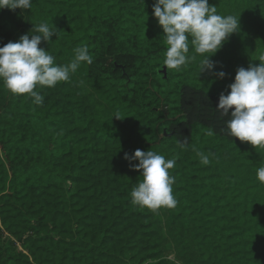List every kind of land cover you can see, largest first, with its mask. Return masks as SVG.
I'll return each mask as SVG.
<instances>
[{
	"label": "trees",
	"instance_id": "1",
	"mask_svg": "<svg viewBox=\"0 0 264 264\" xmlns=\"http://www.w3.org/2000/svg\"><path fill=\"white\" fill-rule=\"evenodd\" d=\"M154 3L32 0L28 10L0 9V46L29 33L37 17L57 28L40 47L58 64L84 45L93 59L68 81L37 88L40 105L0 81V264H264V183L256 178L264 148L230 137L231 109H217L237 68L260 64L264 0H209L239 18L240 30L210 57L212 71L199 72L203 57L190 48L196 59L173 70L171 118L149 113L154 84L141 96L136 89L137 63L167 48ZM154 80L163 87L169 79ZM136 149L175 158L174 208L132 203L142 170L124 157Z\"/></svg>",
	"mask_w": 264,
	"mask_h": 264
},
{
	"label": "clouds",
	"instance_id": "2",
	"mask_svg": "<svg viewBox=\"0 0 264 264\" xmlns=\"http://www.w3.org/2000/svg\"><path fill=\"white\" fill-rule=\"evenodd\" d=\"M31 7L32 0H0V9L15 11ZM152 8L167 45L163 65L177 72L195 60L196 55L203 57L199 72L212 71L215 62L210 57L231 34L240 30L239 18L218 14L209 0H155ZM53 35L58 36L56 26L40 22L18 41L0 46V81L12 94L26 95L36 105L42 104L44 99L37 88H51L68 81L82 63L93 62L88 46L84 45L73 50L74 57L69 63L58 64L48 50L40 47L42 41L50 44ZM190 48L196 55H188ZM256 59L260 61L258 66L249 64L247 69L237 68L234 82L227 86L230 91L221 92L219 96L217 109L222 110V115H229L231 109L230 118L225 121L230 137L249 142L255 148H264V54ZM217 75L223 78L225 73L219 71ZM187 146V138L179 142L182 150ZM196 154L202 165L210 164L209 154L199 150ZM124 158L130 162L138 160L136 164L130 163V167L142 170L143 179L130 192L134 205L153 212L161 207L176 206L172 187L175 178L169 171L175 166V158L166 159L155 151L140 149L131 156L125 153ZM256 178L264 183V166L256 170Z\"/></svg>",
	"mask_w": 264,
	"mask_h": 264
},
{
	"label": "rangeland",
	"instance_id": "3",
	"mask_svg": "<svg viewBox=\"0 0 264 264\" xmlns=\"http://www.w3.org/2000/svg\"><path fill=\"white\" fill-rule=\"evenodd\" d=\"M33 25L39 24L41 19L37 17H30L29 22ZM164 53L165 51H161L155 54H151L149 52L146 53L145 59L137 63L138 72L136 76V89L137 95L141 96V94L147 90L152 84L155 85L154 90L158 91L159 98L155 104H153V109L149 112L152 117L161 116L163 114L167 118L175 117L178 114L176 110V99H175V92H174V77H173V70L167 69L166 66L163 65L164 60ZM166 78L169 79L167 82L164 83L163 87H159L156 84L154 79L156 78ZM162 84V83H161ZM57 97V94L53 95ZM52 97V98H54ZM156 98V99H157ZM162 111V112H161ZM161 112V113H160ZM161 120V117H157ZM166 132V131H165ZM171 138L170 135H164V142H167L168 139ZM161 212V211H160ZM162 213V212H161ZM169 259H174V254H170L168 256ZM151 261V258L147 259Z\"/></svg>",
	"mask_w": 264,
	"mask_h": 264
},
{
	"label": "water",
	"instance_id": "4",
	"mask_svg": "<svg viewBox=\"0 0 264 264\" xmlns=\"http://www.w3.org/2000/svg\"><path fill=\"white\" fill-rule=\"evenodd\" d=\"M163 134H164V135H170V134H167V133L165 132V130L163 131Z\"/></svg>",
	"mask_w": 264,
	"mask_h": 264
}]
</instances>
